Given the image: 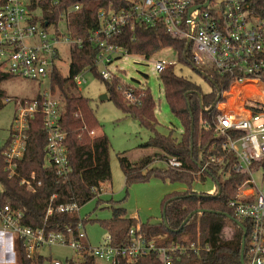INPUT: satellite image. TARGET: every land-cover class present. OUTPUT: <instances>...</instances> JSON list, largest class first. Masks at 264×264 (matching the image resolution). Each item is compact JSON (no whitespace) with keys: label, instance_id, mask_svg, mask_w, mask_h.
<instances>
[{"label":"built area","instance_id":"1","mask_svg":"<svg viewBox=\"0 0 264 264\" xmlns=\"http://www.w3.org/2000/svg\"><path fill=\"white\" fill-rule=\"evenodd\" d=\"M3 1L0 6V70L14 77L50 82L55 68L61 71L60 46L68 44L71 47L81 44V40L61 33L59 25L45 22L41 15L30 9L31 0ZM126 1L127 8L116 10L110 6L99 13L100 27L91 37L101 48L96 66L103 65L104 69L99 74L112 82L117 75L109 71L108 66L128 53L123 46L111 42L113 37L135 23L162 24L168 33L186 40L195 68L209 70V79L216 73L227 81L229 86L220 91L215 105L218 112L213 124L214 135L220 141V154L210 156L199 174L209 166H219L221 181L229 178L232 172L244 175L229 206L241 223L249 225L248 261L244 258L245 264H264V15L254 13L249 0ZM78 8L76 5L75 9ZM66 17L64 14L62 20L65 22ZM169 66L165 60L155 62V70L159 73ZM85 73L75 77L78 87L86 81ZM124 96L131 104H140L141 95L133 86L126 88ZM12 101L16 104V113L10 142L3 152L4 171L8 177L19 176V162L26 152L30 123L40 115L47 132L45 151L56 174L65 179L72 167L65 143L67 132L60 124L62 103L57 94H53L49 86L39 98L5 99L6 103ZM92 134L96 135L94 131ZM164 163L176 169L183 166L176 158H169ZM20 183L27 189L41 185L35 175L22 177ZM103 184L95 190L98 195L104 189ZM219 184L218 181L207 193L220 194ZM2 193L0 183L2 240L10 244L12 250L16 240H22L29 257L39 253L41 247L65 244L75 251V260L88 255L97 264H119L124 259L130 261L147 256H152V264H189L183 263V259L191 258L205 248L200 240L158 244L161 237L148 238L140 226L132 227L121 244L113 243L112 236L107 233L98 246H92L82 221L77 225L76 238L71 228L64 233L48 230L45 225H25L22 210L3 204ZM54 198L55 195L51 197L46 218L54 211L79 212L80 206L76 203L53 206ZM52 263L62 264L60 260Z\"/></svg>","mask_w":264,"mask_h":264},{"label":"trees","instance_id":"2","mask_svg":"<svg viewBox=\"0 0 264 264\" xmlns=\"http://www.w3.org/2000/svg\"><path fill=\"white\" fill-rule=\"evenodd\" d=\"M249 1L254 13L264 15L263 0ZM4 2L1 0L0 6ZM76 5L79 6L78 9H75ZM128 5L126 0H31L30 9L36 13V10L40 9L43 20L49 25L58 26L66 14L67 33L72 39L81 40V44H72L70 47L67 75L55 68L50 78L52 93L59 92L63 98L60 124L67 132L65 143L72 167L70 174L65 179L56 174L55 167L45 151L47 132L40 115L30 123L26 152L19 162V176L10 178L4 171L3 152L10 142V137L0 147V183L3 185L1 201L22 210L25 225L31 227L45 225L48 230L64 233H68V229L71 228L76 238L78 223L82 221L85 226L90 219L81 218L77 212L59 211H54L46 218L51 197L55 195L53 206L60 203H76L82 206L95 197L97 194L95 190L101 183L111 180L108 167L111 145L109 138L103 132L90 136V131L98 127L99 123L90 107L89 99L76 93L78 86L75 77L83 72H97L96 59L101 48L91 37L100 27V11L108 10L110 6L118 10L127 8ZM111 42L123 46L128 54H140L146 58H150L165 47H172L180 61L193 66L190 49L186 48V40L168 33L162 24L150 26L135 23L132 27L128 26L120 35L113 37ZM199 71L211 82V92L203 94L200 87L189 78L176 74L173 66L159 73L170 110L183 125L181 138L175 137L172 132L164 135L158 131L156 102L149 88L146 89L145 95L138 92V95H141L140 104H127L117 92V81H112L113 83L106 81L99 72L97 73L106 82L108 97L114 101L116 107L151 131L152 135L142 146L158 149L138 163H132L125 155L120 156L126 185L148 182L152 177H160L164 180L186 182L189 186L185 191L172 192L165 196L163 200V209L166 206L165 218L163 216L160 224H141L137 218L129 217L126 209L121 206H113L111 219L100 220V224L112 236L115 244L125 242L129 230L140 226L141 232L148 238L161 237L157 241L161 245L200 240L205 248L199 254L183 259V263L241 264L243 228L232 219L216 212H226L239 221L234 216L229 201L235 196L244 175L232 172L229 178L221 181L219 166H209L199 174L201 166L210 156L220 154V141L213 131L218 112L215 105L220 91L226 89L229 84L216 73L209 79L210 71L207 69ZM11 77L14 76L0 70V85ZM5 97L6 93L0 86V110L5 105L3 101ZM35 97L39 98L40 94ZM169 158L181 161L182 168L150 167L155 161L165 162ZM198 174L202 178L210 175L216 183L219 181L221 193L209 195L207 192H195L192 184ZM32 175L41 181V185L27 189L20 183L21 178H31ZM199 209L207 211L197 213ZM190 214L193 215L184 224ZM228 223L234 228L229 236H226ZM242 224L248 231L244 252V258L248 261L249 225L247 222ZM15 245L16 264H46L47 258L41 253L29 257L22 240L17 239ZM67 263L97 264L95 259L88 255H83L77 260L72 257L67 259ZM49 264H53L51 259ZM119 264H152V256L130 261L124 259Z\"/></svg>","mask_w":264,"mask_h":264},{"label":"rangeland","instance_id":"3","mask_svg":"<svg viewBox=\"0 0 264 264\" xmlns=\"http://www.w3.org/2000/svg\"><path fill=\"white\" fill-rule=\"evenodd\" d=\"M223 0H217L221 2ZM38 15H42L40 9L36 10ZM59 29L61 33H67L65 20L60 21ZM62 62L61 71L67 75L70 63V46L61 45ZM165 60L173 66L176 74L189 78L198 85L203 94L212 91V84L206 76L189 63L180 61L172 47H165L159 52L146 58L140 54L125 53L120 58L114 60L109 71L117 76L113 81H117L116 89L123 101L131 104L124 93L126 88L134 87L136 92H142L149 88L156 102L155 114L158 120L157 129L160 133L168 135L170 132L177 138H181L184 128L181 121L174 116L164 96V88L159 78V72L155 70L157 60ZM103 65H99L97 72L88 71L85 73V82L78 87L76 93L89 99L90 107L93 110L99 126L90 131V136L106 134L110 141L109 150V171L111 180L104 182L103 191L96 194L91 200L80 206L78 214L81 218L88 217L90 220L85 224L87 238L92 246H98L107 235V230L100 224V220L111 219L113 206H121L126 209L127 215L142 224H160L163 220V200L167 194L181 192L189 187L186 182L164 180L160 177H152L148 182L134 183L126 185L125 172L121 166L120 156L125 155L132 163H138L142 158L154 154L158 151L155 147L142 146L150 136L151 131L140 125V123L124 114L118 109L112 99H101V96L108 93L106 82L97 74L103 70ZM107 81V80H106ZM113 83V82H112ZM1 88L7 97L31 99L44 91H47L49 80H30L20 77H11L1 83ZM121 87L119 89L118 87ZM0 110V147L9 138L13 118L16 113L14 101L5 102ZM57 97L63 103L60 93ZM133 104V103H132ZM95 135V136H96ZM150 167L165 168L163 161H155ZM101 186V185H100ZM216 187L215 180L210 176L202 178L199 174L192 184L195 192H208ZM233 225L228 223L226 236H229ZM0 234V264H16L17 251L15 245L12 247L5 240H1ZM15 243V240H14ZM3 252L4 254H2ZM47 258L46 264L51 261L60 260L62 264H68L67 259L76 258L75 251L68 245L56 244L51 247H41L38 250ZM98 264H102L98 262Z\"/></svg>","mask_w":264,"mask_h":264},{"label":"water","instance_id":"4","mask_svg":"<svg viewBox=\"0 0 264 264\" xmlns=\"http://www.w3.org/2000/svg\"><path fill=\"white\" fill-rule=\"evenodd\" d=\"M189 47V45H187V48ZM101 99H108V94L105 93L101 96ZM220 189H219V193H220ZM165 211H166V206L164 207L163 209V216L165 218ZM207 210H204V209H199L197 210V213H204L206 212ZM217 214L221 215V216H225L229 219H232L233 221H235L239 226H241L243 228V231H244V234H243V238H242V246H241V259H240V262L241 264H245V260H244V252H245V246H246V236H247V231H246V228L243 226V224L240 222V221H236L230 214L226 213V212H221V211H218L216 212ZM193 214H190L186 220L184 221V224L190 219V217L192 216Z\"/></svg>","mask_w":264,"mask_h":264},{"label":"crops","instance_id":"5","mask_svg":"<svg viewBox=\"0 0 264 264\" xmlns=\"http://www.w3.org/2000/svg\"><path fill=\"white\" fill-rule=\"evenodd\" d=\"M2 240V239H1ZM2 254H4L3 252H1Z\"/></svg>","mask_w":264,"mask_h":264}]
</instances>
